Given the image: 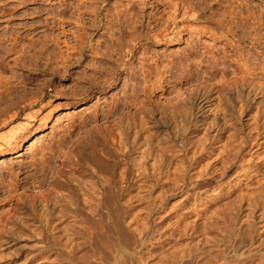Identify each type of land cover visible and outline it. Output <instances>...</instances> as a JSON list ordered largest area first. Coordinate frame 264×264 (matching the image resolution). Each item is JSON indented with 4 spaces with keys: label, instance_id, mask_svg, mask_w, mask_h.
<instances>
[{
    "label": "rangeland",
    "instance_id": "rangeland-1",
    "mask_svg": "<svg viewBox=\"0 0 264 264\" xmlns=\"http://www.w3.org/2000/svg\"><path fill=\"white\" fill-rule=\"evenodd\" d=\"M167 1L83 0L82 5L79 0H0V77L16 88L8 96L12 101L9 98L0 103V111L10 102L43 95L36 106L39 110L31 126L10 147L0 151V180L3 178L6 186L5 192L0 186V216L4 217L12 210L19 192L34 194L35 197L43 194L51 184L63 192L64 189L58 186L63 176L55 179L53 175L64 159L63 150L55 154L54 164L43 178L47 184L45 187H34L37 176L33 162L42 155V147L56 146L69 125L83 117L89 118L90 114H98L94 126L89 128L94 135L102 132V135L115 136L114 140L110 136V140L103 141L102 135H95L99 137V144L104 143L115 155L119 139L118 127L114 124L117 118H122L124 125L132 117L139 122L140 111L149 103L148 107L160 108L181 100V97H192L196 91L198 94L201 91L206 93L207 89H223L234 76L241 77L244 82L247 79L249 84L251 78L263 82V90L256 97L249 95V90H254L253 86L244 88L245 93H242L245 95H242L248 103L253 100L251 106L254 110L256 107L264 108V75H261L263 78L258 75L260 70L264 74V0H184L195 8L199 19L179 24L174 31L166 29L169 12L167 7L166 11L163 8ZM130 6H133L130 12H123ZM92 9H96L95 14ZM254 11L256 18L253 17ZM125 13L128 16L132 13V17L138 19L134 32L127 27L130 20H125ZM255 26L258 33L254 31ZM203 28L204 34H200L199 29ZM130 32L133 33L131 38L137 37L130 54L125 55L123 50L120 55L116 52L111 56L102 53L105 45L111 44V35L124 43L125 50L127 44L131 45L128 41ZM82 33L85 39L79 46ZM157 33L169 34L159 41L146 39ZM241 38L244 40L242 43ZM205 44L209 45L208 52ZM10 48L13 51L6 53ZM240 52L255 55L256 61L250 59L253 68L249 65L252 68L249 70L252 73L256 71V74L252 75L249 70L248 74L243 72ZM179 58L182 62L187 60L185 66L163 73L162 87L157 86L149 95L140 93L145 87L141 78L148 63L157 59L162 70L161 60L165 64L166 59L178 62ZM215 60L216 64L213 63ZM212 64L214 68H211ZM219 69H225L223 78L217 73ZM177 73L184 74L188 82L183 79L181 91L174 93L171 88ZM216 74L219 76L213 78ZM156 75H151L152 81ZM134 85L138 92L140 89L139 93L136 91L139 97L131 105L123 104L126 95L134 94ZM224 92L233 94L235 98L234 103L229 100L234 108L232 115L226 113L229 105L218 106V100H215L206 112V118L199 116L201 112L190 116L194 124L201 119L196 123L199 129L182 133L181 118L167 116L166 121L156 111L154 119L162 118L159 122L166 126L157 132L150 129L152 133L156 132L153 136L149 131L148 134L147 131L140 132L141 135L138 133L141 136H138L139 141L145 135H151V139L146 138L148 144L145 139L141 140L146 143L142 147L153 146L159 139V144H156L161 146L163 153L157 151V147L147 162L160 161L162 175L160 173L159 179L162 180L159 188H155L153 180L145 179L143 184L149 185L146 181L150 182L149 186L154 188L151 187V194L143 193L144 196L137 195L135 187L137 189L138 183L131 185L134 189L129 198V211L121 210L115 215L114 228H118L113 229L118 231L114 232L115 236L110 239L103 235L90 238L87 230L81 231L82 227H76L80 231L74 232L69 222L63 224L67 226H63L65 229L59 227L49 231L55 236L60 232L62 242L45 246L38 241L41 232L37 233L39 229H36L35 234L33 227V231L23 234L17 243L0 247L2 252L8 253L6 259L0 257V264H229L232 261L231 264H235L239 260L237 264H264L261 263L264 257L262 261L258 260L264 256V111L256 124L247 126L244 121L248 115H240V104L243 105L244 101L234 96V89ZM213 97L216 99L217 94ZM116 98L122 102L117 113L103 117L101 110L113 105ZM135 131L128 130L130 137H134ZM130 137L131 140L133 137ZM78 143L85 144L84 138ZM71 144V141L66 144L65 152ZM33 150L37 154L33 155ZM9 182H15L11 191L7 186ZM10 195L12 199L8 198ZM4 221L5 218L2 223ZM124 223L127 224L125 227ZM214 239L219 240L218 244ZM212 243L215 247L208 249Z\"/></svg>",
    "mask_w": 264,
    "mask_h": 264
},
{
    "label": "bare ground",
    "instance_id": "bare-ground-1",
    "mask_svg": "<svg viewBox=\"0 0 264 264\" xmlns=\"http://www.w3.org/2000/svg\"><path fill=\"white\" fill-rule=\"evenodd\" d=\"M79 2L82 3V5H83V0H79ZM166 7L168 8V12H169L168 22H167L168 24H167L166 29L168 28L169 31H174L175 29H177L179 24H183L186 21H190V20L196 21L199 19V14L195 11L194 7H192L189 3H187V1H184V0H180V1L168 0L166 2L165 7L163 8V10L166 11L167 10ZM131 8H133V6H130V8H128L127 10L124 9L123 12H125V11L130 12ZM95 10L92 9L93 14H95ZM119 12L120 11H118L117 13L119 14ZM89 14H91V13L89 12ZM133 14L135 15V13H133ZM253 14H254L253 17L256 18L255 11L253 12ZM125 15H126L125 20H130V22L127 24V27H131L130 29H132V31L134 32V30L136 29L135 24L138 20V19H136L137 17H135V19H136L135 20L132 17L133 16L132 13H130V16H128L127 13H125ZM161 19H162V16L160 18H157L158 21H160ZM258 26H259V24H258ZM196 29L198 30V27ZM203 30H204V28L201 30L199 29V32H201L200 34L203 33L202 32ZM255 30H257L256 26L254 27V31ZM189 31H190V29H189ZM194 31L195 30L193 29V33H194ZM209 32H210V30H209ZM255 32H257V31H255ZM130 33L131 34H129L128 41H130L131 45L127 44V48L125 50L123 47L124 43H122V41L119 38H114V36L111 35V36H109V39L111 41L110 45H112V47H110V45L106 44L102 53L104 55L111 56L112 53L116 52V53H118V55H120L119 54L120 51L123 50L125 55L130 54L133 47L137 43V37L131 38L133 33L132 32H130ZM167 34H169V33H167ZM167 34L165 33V34L160 35L159 33H157L155 35H150L147 38L146 37L145 38L146 39H152L154 41H159V40L163 39V37H166ZM211 34H213V33L211 32ZM198 38H200V35ZM84 39H85V35H84V33H82L81 36L79 37V41H80L78 44L79 46H81L83 44ZM243 41L244 40L241 38L240 42L242 43ZM253 44H254V42L252 43V45ZM79 46H78V48L80 49ZM208 46H209L208 44L204 45V48H206L207 52L210 49V48L208 49ZM12 51H13V49L10 48L9 50H7L6 53L12 52ZM241 52H243V51H241ZM94 53L98 54L97 51H95ZM122 54H123V52H122ZM245 54H247V55H245ZM245 54L241 53L240 57L243 60V65H242L243 66V68H242L243 72L248 74L247 73L248 70L252 67L251 65H253V64H251L250 61L252 59H253V61H256V58H253L255 56V55H252L253 53L252 54L245 53ZM61 58L63 59V55L61 56ZM118 59H119V57H118ZM157 59L155 60V62L148 63L147 69L143 71L144 75L142 76L143 78H141V80L143 81L145 87L141 88L143 90V92H140V89H139L140 93H143L145 95L146 94L149 95L150 92H153L154 89L158 88L157 86H159V88L162 87L160 80H161L163 73L170 71V69H172V68L178 69L180 67V65L185 66V63L187 62L186 59L182 62L181 58H179L178 62L173 61V59H166L167 62L164 64V61L161 60V65H162L163 69L160 70V65H158ZM263 62H264V60H263ZM213 63L216 64L217 60H215ZM255 64L259 65L260 62H259V64H257V63H255ZM263 64L260 65L258 69H261ZM249 65L251 67H249ZM211 66H212L211 68H214L213 64ZM224 70L223 69L217 70L218 71L217 73L220 74V78H223ZM249 71L251 72V70H249ZM113 73L115 74V72H113ZM154 73L157 75H156V78L152 81L151 75H153ZM181 73H177L178 76L176 75L173 77L174 82H173V87L171 88V91L174 93H178L181 91L183 79H185V83L188 82L187 78H185V75L181 74ZM187 73H189V71ZM254 73L256 74V71ZM254 73L251 72L252 75H254ZM109 74H111V71ZM112 75L113 74H111V76ZM258 75L260 77L261 75H264V74L261 73V70H260V74H258ZM217 76H219V75L216 74L213 76V78H216ZM261 78H263V77L261 76ZM254 80L255 79L251 78L250 84H249V81L247 79H245V82H244V80H241V77L234 76L233 78H231L229 81L226 82V85L223 87V89H217L215 91H213V89H207L206 93H205V91L204 92L201 91V93H198V94L196 91V94H192L193 95L192 97H191V95H189L187 97L185 96L184 98L181 97L180 98L181 100H179V101L176 100L175 102L165 104L160 108L159 107L158 108L148 107L150 104L149 103L148 106H144L143 110L140 111L139 122H137L138 120L136 121V119L134 117H132V120L130 119L129 121H127V124L124 125L123 119L117 118L115 120L114 124L117 125V127H118V134L117 135L119 136V139L116 142L118 144V146H117V148H115V155L112 153V149L106 147L104 145V143L99 144V142H100V141L98 142L99 137H96L95 135H102L101 134L102 132H96V134L94 135L91 132L92 128L89 129L90 126L91 127L94 126V122H96V120H97L98 114L96 112L93 114H90L89 118L83 117L82 119L77 120L78 122H76V123L72 122L73 124L69 125L70 128L68 126L67 128H69V129L68 130L66 129L67 133L63 134L64 137L62 136L63 137V138H61L62 140L59 139L56 146H54L55 145L54 144V145H50V146L47 145L46 148L42 147L40 149L42 151V155L40 154L41 156H40V158H38V160L35 159V160H37V162H35V161L33 162V165H34L33 168L36 171L35 176H37L36 177L37 185H35L34 187L35 188L36 187L40 188L41 186L45 187V185H47V184H45L44 179H45L46 174H48L50 167L52 166V164H54L53 163L54 162V156L59 151L62 152V150H63L64 159L60 162V165H58L57 167L55 166L56 169H55V172L53 175H54L55 179H59L60 176H63V178H61V182L58 181L59 182L58 186H60V188H63L65 191L67 190V192L64 193V190H63V192H60L62 189L60 190V189L56 188L55 187L56 185H54V184H51V186L49 188H45L47 190L44 189L43 194L35 195V197L33 196L34 194L29 195L25 192H19L18 198L16 199V203H15L14 207L12 208V210L8 211L6 215L4 214V217L0 216V217H2V218H0V247L3 245H7L9 243H12V242L17 243L20 240V237L24 236L23 234L26 235L27 234L26 232L29 231V233H30L31 230L33 231V229H34L33 227H35V230H34L35 234H36V232H35L36 229H39L37 233L41 232L38 235L39 236V238H38L39 242L44 243L45 246H49L51 244L54 245L56 243L58 244V243L62 242V239H63L59 236L60 232L58 235L55 236L54 235L55 233L53 235H50L51 233H49V231L50 230L54 231L57 228L59 229V227H60V229H61V227L63 229L64 228L63 226H65L66 223H69V222L71 223L70 227L72 228V230L74 229L75 230L74 232H76V233L78 232L77 230H79L76 227H78V228L82 227V228H80L81 231H82V229L87 230L88 231L87 233H88L90 238H97L98 236H102V235H103L102 237H105V238H109V239L112 238L114 235V232H115V234L118 232V231L117 232L113 231V229H118V228H114V227H116L115 215L121 210H124L125 212H127V210L129 211V208H130L129 198H130V195L132 193V190L134 189V188L131 189L132 188L131 185L132 184L134 185L135 183H136L135 185H137V183H138L137 189L135 187V190L137 191V195L139 194V196H144L143 193H145V195L151 194V192H152L151 187H153V185H154V187L156 186L159 188V186H158L160 183L159 181L162 180V179H159L160 173H161L160 166H162V165H159V163H158L160 161L157 162V160H154V163H150V164L147 162L149 155L151 156L155 152V150H157L156 149L157 147H158L157 151L160 150V152L163 153V150L161 151V146L159 147V145L156 144V143H158L159 139L156 142L154 141L155 142L154 145H157V146H154L151 143L152 140H150V144L153 146H150V147L148 146L149 148H151L150 149L151 152L150 151L147 152L149 150V148L147 146H144V147H142V146H143L144 142L147 139H149V137L151 139V135L147 136V135H145V133H146L145 132L143 134V136L145 135V137L144 138L142 137V139L143 140L145 139V141L142 142L141 141L142 139H141L140 140L141 142H140L139 138H138V136H139L138 133L140 134V132L147 131V134L150 132L153 136V133H156L157 131L161 130L160 127H163L164 125L166 126V124H163L162 122H159V121H162L161 119L163 117H165L166 121H167V116H170V117L172 116L175 118L176 117L181 118L179 121H182V123H183L182 133H186L187 131L191 132V129L194 130V129L198 128L196 123L201 122L200 121L201 119H199V120L197 119V121L194 124L193 120L190 119L192 117L191 115L192 114L196 115L197 113L199 114L201 112L199 114V116H201L202 118H206V116H207L206 112H208L210 107L215 104L214 103L215 100H218V106L219 105L220 106L225 105L227 107V105H229L230 106V107L228 106L229 111L226 110L227 111L226 113H228V114L231 113V115H232L233 114L232 110L234 108L231 106V104H232V102L234 103L235 98L233 97V94H228L227 92L223 93V91H225L226 89H234V91H235L234 96L240 98L241 101L242 100L244 101L243 105L240 104V115H243V114L248 115V117L244 121V123H246L247 126H251L253 124H256L259 121V115L264 111V108H259V107L257 108L256 107L254 110L251 106V101H253V100H250V101L248 100L250 102V103H248L244 100L246 98L243 97L245 95L244 94L245 93L244 88H247L249 86H253V88H254V90H249V95H251L252 98H254L255 95H257L259 92H261L263 90V86H262L263 82L258 81V80L254 81ZM242 81H243V83H242ZM139 84H141V82ZM189 86H190V84H189ZM135 87L136 86L134 85L133 86V88L135 89L134 94L132 96L126 95L124 97L125 103H124V101H122L123 104L131 105V104H133V101L139 97V95L136 94V91L138 89L136 90ZM204 87H206V86H204ZM14 88L15 87H13V85L9 84L7 79L0 77V103L4 100L10 98L8 96H10V94L13 92ZM193 90L195 91V89H193ZM139 92L137 91V93H139ZM242 92H244V93H242ZM214 94L215 95L217 94L216 99L213 97ZM242 94H244V95H242ZM42 98H43V95H35L34 97H31L27 100H23V101L20 100V101H15V102L13 101V102H10L6 108H4L0 111V151L7 148V147H10L12 145V143L17 140V137L20 134L22 135L31 126V122L36 118V114L39 110V109H36V106L39 105V102H40V100H42ZM248 99H250V98H248ZM229 100H231L232 102L230 103ZM10 101H12V99ZM122 102H120V100H118L116 98V100H114L113 105H107L106 108H103L101 110V112H102L101 115L103 117H107V116H111V115L116 114L117 110L120 106V103H122ZM214 109H215V107H214ZM156 111H157L158 115H160V117H162V118H159L160 120H158V118L154 119L156 117L155 116ZM222 111H223V108H222ZM194 117H196V116H194ZM166 121L164 120V123ZM158 123H162V124H158ZM179 123L181 124V122H179ZM204 124H205V122H204ZM96 125L97 124H95V128L97 127ZM177 126H179V124ZM134 129L136 130L135 132H133L135 135L133 134L134 137L131 136L133 138L130 140L129 139L130 133L128 132V130H134ZM150 129H154L156 132L152 133L150 131ZM102 136L104 137L103 141H108L112 137L111 134H110V136H111L110 137L109 135L107 136L104 133ZM139 137H141V136H139ZM82 138H84L85 144L80 145L79 144L80 142L78 143V141H80V139H82ZM112 139L114 140L115 136H113ZM70 141L72 144L68 148V151L65 152L64 147ZM147 142L148 141H146V143ZM116 143H114V144H116ZM164 144H165V141H164ZM160 145H162V144L160 143ZM141 148H143L145 150H141ZM33 152H34V150H33ZM134 153H137L138 155L133 156ZM162 153H160V154H162ZM35 154H37V153L34 152L33 155H35ZM155 156H156V154H155ZM155 156H153V157H155ZM162 156H163V154H162ZM156 162L158 164H156ZM134 173H137V176H135ZM161 175H162V173H161ZM134 177H136L135 180H134ZM137 177H139V178H137ZM147 178H150L151 179V180L149 179L150 181H152V180L154 181V184L152 186H149L150 185L149 181H148L149 183H147V181H146V184H149V185L143 184V182ZM2 179L0 180V186L3 187L2 190L5 192L6 186L3 183ZM53 182H57V181L53 180ZM14 183L9 182L8 185L6 184L8 186V188L10 186V188H9L10 191L12 190L11 187H12V184H14ZM55 184H57V183H55ZM0 190H1V188H0ZM134 194H136V193H134ZM12 197L13 196L10 195L8 198L12 199ZM26 197H28V198H26ZM130 204H131V202H130ZM4 218H5V221H4V223H2V220ZM67 218H69L70 220L68 221ZM63 224H65V225H63ZM124 224H125L124 225V227H125L127 224L126 223H124ZM65 227H67V226H65ZM63 233L65 234L64 230H63ZM232 233L234 234V232H232ZM119 235H124V234L119 233ZM119 235L117 234L118 237H120ZM32 236H33V233H32ZM65 236H67V235L65 234ZM27 237H28V235H27ZM121 237H123V236H121ZM124 237L126 238V235ZM214 238H216V237H214ZM28 239H29V237H28ZM65 239L70 240L71 237H70V239L65 237ZM106 240H108V239H106ZM210 240H212V239H210ZM217 241L219 242V240H217ZM217 241L215 240L214 243L216 244ZM66 242H68V241H66ZM107 242L110 243V240H108ZM218 242H217V244H218ZM115 244H117V242H115ZM215 244L212 243V245H210L208 249L215 247ZM28 245L30 246L29 243H28ZM216 250H215V252H216ZM112 251H114V250H112ZM204 251H206V249ZM97 252H98V250H97ZM192 253H193V251H192ZM7 255H8V253L5 250L2 252V249H0V257L1 258L6 259ZM28 255H29V253H28ZM28 255H26V258H28L27 257ZM218 257L219 256L217 255V258ZM262 257H264V256H261L260 258H258V260L260 259L259 261H262L261 260ZM85 259H88V258L86 257ZM234 260H235V258H234ZM216 261H219V260H216ZM235 261H237V260H235ZM204 262H205V260H204ZM238 262H236L235 264H237ZM115 263H116V261H115ZM231 263H229V264H231ZM261 263H264V260ZM256 264H258V263L256 262Z\"/></svg>",
    "mask_w": 264,
    "mask_h": 264
}]
</instances>
